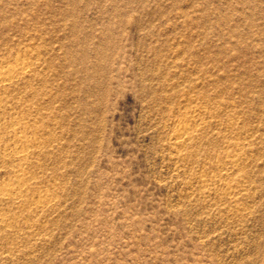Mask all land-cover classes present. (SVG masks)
<instances>
[{"label": "rangeland", "instance_id": "374dc122", "mask_svg": "<svg viewBox=\"0 0 264 264\" xmlns=\"http://www.w3.org/2000/svg\"><path fill=\"white\" fill-rule=\"evenodd\" d=\"M18 56L0 147L29 113L27 196L53 201H0V264H264V0H0V66Z\"/></svg>", "mask_w": 264, "mask_h": 264}, {"label": "bare ground", "instance_id": "6f19581e", "mask_svg": "<svg viewBox=\"0 0 264 264\" xmlns=\"http://www.w3.org/2000/svg\"><path fill=\"white\" fill-rule=\"evenodd\" d=\"M16 59V58H15ZM30 59V58H29ZM14 61V60H13ZM33 62L30 63V61H28V59H23V58H20L19 56L17 57V59L14 61V63H6L5 65H2L0 66V109L3 108L4 106H6L7 104H5L4 102V99H5V94L7 95L8 91L12 88L15 87L16 83H18L19 80L25 78V76L30 72L32 71L31 70V67L33 68L34 65L32 66ZM27 77V76H26ZM22 81V80H21ZM18 85V84H17ZM10 93V92H9ZM9 96V95H8ZM7 97V96H6ZM8 101V100H7ZM10 105V104H9ZM7 107V106H6ZM10 108V106H9ZM12 108V107H11ZM2 110V109H1ZM0 110V111H1ZM198 109H194L192 112H194V114L191 115V113L189 115H187L188 117L183 119V120H178V124H175V127H173V132L175 133V143L177 145H185L186 143H188L189 141H192L196 135V133L198 132V130L200 129L199 128V125H202L201 123L203 122L201 119L197 120L196 118V113ZM191 112V111H190ZM200 112V111H199ZM201 113V112H200ZM199 113V115H200ZM18 114V113H17ZM16 114V115H17ZM26 114V113H24ZM29 114V113H28ZM27 114V115H28ZM19 115H22V114H19ZM26 115V116H27ZM2 116V115H0ZM15 116V115H14ZM26 116L22 115V116H15V119L11 121V125L14 127H12L11 129H13V137L12 139H9L11 140L10 144H9V141L6 145V147L4 148L3 147V151H1V147H0V157H8L10 159H14L16 160L17 164L15 165L16 166V169L13 170L14 171V174L9 178L8 181H6L5 185L3 184L0 188V201L1 202H4V201H8V202H13V203H17L20 206L24 205V207L26 205H29V204H35L37 207L39 206H44V204L48 201V196H42L39 194L38 196V199L36 200H29L28 196H27V191H29V188H31V179H32V176L28 173V171H26L25 169V166H24V163H29V157L31 155V153L34 152V148L35 147H38L39 148V143H41L39 140H38V135L36 136H29L28 133L29 130H30V127H33L35 128L33 131L34 132H39L40 131V127L39 125H36L34 123V121L32 123L34 124H30L27 119H26ZM31 116V115H30ZM34 116V115H32ZM13 117V116H12ZM28 117V116H27ZM35 117V116H34ZM201 117V116H200ZM4 118V117H3ZM26 119L25 120V123L22 122L21 119ZM5 119V118H4ZM29 119V117H28ZM31 119V117H30ZM204 120V118H202ZM7 120V119H6ZM32 120V119H31ZM24 121V120H23ZM30 121V120H29ZM206 121V120H205ZM2 122V121H1ZM0 122V123H1ZM4 122V121H3ZM22 122V124L20 123ZM9 127V126H8ZM6 130H7V127H5ZM4 127L2 129H5ZM43 129V128H42ZM1 130V129H0ZM12 131V130H11ZM5 132V131H4ZM172 132V133H173ZM1 133V132H0ZM3 133V131H2ZM1 133V134H2ZM6 133V132H5ZM173 133V134H174ZM8 134V133H7ZM6 134V135H7ZM32 134V133H31ZM30 134V135H31ZM36 134V133H35ZM12 135V133H11ZM8 136V135H7ZM6 136V137H7ZM40 136V135H39ZM2 137V136H1ZM171 137V136H170ZM5 138V137H4ZM8 138V137H7ZM41 138V137H40ZM39 138V139H40ZM2 140V139H1ZM7 140V139H5ZM172 140V139H171ZM1 142V141H0ZM7 142V141H6ZM173 141H171L172 143ZM229 145L228 147H234V150H237V149H242L243 146L242 144L240 143L241 141L239 142H231L229 141ZM2 143V142H1ZM43 144V142H42ZM175 146V144H173ZM180 146V147H181ZM41 147V145H40ZM177 147V146H176ZM242 147V148H241ZM179 148V147H178ZM177 148V149H178ZM181 149V148H180ZM179 149V151H181ZM228 151V150H227ZM226 151V152H227ZM240 151V150H239ZM177 153H179L177 151ZM182 154V153H181ZM33 156V155H32ZM228 156V159H225L223 161V163H226V164H230L232 167H237L239 164H240V161L241 158H243L242 156V153H238L236 151L234 152H231L226 155V157ZM225 158V156H224ZM2 159V158H0ZM3 160H5L3 158ZM12 161V160H11ZM14 162V161H13ZM15 162V163H16ZM222 162V161H221ZM229 168V167H228ZM227 168V169H228ZM12 171V172H13ZM233 171V170H232ZM231 170L229 172H232ZM228 174V173H227ZM231 174V173H230ZM226 175V174H225ZM34 176V175H33ZM205 176V175H204ZM227 176V175H226ZM211 177V176H210ZM240 178V177H238ZM203 179V177L201 178ZM237 179V178H236ZM208 178H204L202 180V183H207L208 182ZM241 180V179H239ZM238 180V181H239ZM243 180V179H242ZM241 180V181H242ZM236 182V181H234ZM227 184V188L228 189H232V186L231 184L226 183ZM238 187V185H237ZM228 189H225L224 191H228ZM235 190V189H234ZM230 192V191H229ZM232 193V192H231ZM37 194V193H36ZM31 197V196H30ZM50 197V196H49ZM34 198V196L32 197V199ZM52 198V197H51ZM51 201V199H49ZM53 201V200H52ZM51 201V202H52ZM12 204V203H11ZM14 205V204H13ZM33 205V207L35 206ZM15 206H17L15 204ZM35 206V208H36ZM48 206V205H47ZM46 206V207H47ZM9 207V206H8ZM22 207V208H24ZM31 207V208H33ZM10 208V207H9ZM26 208V207H25ZM8 209V208H7ZM34 209V208H33ZM46 209V208H45ZM45 209H42L45 210ZM2 211H4L3 209H1ZM11 210V209H10ZM35 210V209H34ZM1 211V212H2ZM37 211V210H35ZM12 214V213H10ZM8 214H2L0 213V224L1 225H4V226H11L12 227V218L9 216H7ZM13 217V216H12ZM15 218V214H14V217ZM17 218V217H16ZM16 220V219H15ZM14 220V221H15ZM18 221V220H17ZM17 221H15L17 223ZM14 224V223H13ZM14 227V226H13Z\"/></svg>", "mask_w": 264, "mask_h": 264}]
</instances>
